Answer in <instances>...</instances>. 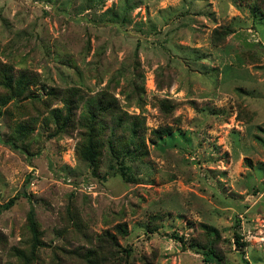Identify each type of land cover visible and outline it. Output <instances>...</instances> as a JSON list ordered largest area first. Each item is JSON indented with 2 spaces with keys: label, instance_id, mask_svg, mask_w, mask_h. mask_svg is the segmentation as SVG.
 I'll list each match as a JSON object with an SVG mask.
<instances>
[{
  "label": "rangeland",
  "instance_id": "obj_1",
  "mask_svg": "<svg viewBox=\"0 0 264 264\" xmlns=\"http://www.w3.org/2000/svg\"><path fill=\"white\" fill-rule=\"evenodd\" d=\"M0 65L47 100L0 107V264L30 247L32 209L37 264H81L69 251L103 231L132 247V264H207L171 236L204 239L203 224L219 232L222 264H264V0H0ZM70 88L108 91L144 118L133 180L109 172L107 152L98 176L78 157L86 102L56 133L50 111L65 115ZM20 123L26 149L10 142ZM161 126L172 133L156 139Z\"/></svg>",
  "mask_w": 264,
  "mask_h": 264
},
{
  "label": "trees",
  "instance_id": "obj_2",
  "mask_svg": "<svg viewBox=\"0 0 264 264\" xmlns=\"http://www.w3.org/2000/svg\"><path fill=\"white\" fill-rule=\"evenodd\" d=\"M32 78L26 73H20L17 76L13 74L10 67L0 65V107L6 106L10 100H20L23 97H29L32 103L41 101V98L35 96L31 89V84H36ZM3 89V90H1ZM55 91V90H53ZM53 93L50 92L49 95ZM63 101L65 103V115L63 116L61 109H51V114L57 119V131L60 133L67 131L70 127L76 128V109L82 103H87V110L81 114L80 123L84 127V133H81V140L78 142L76 152L78 157L87 162L92 169V173L98 176L99 168L102 164V156L107 152L112 160L109 167L111 174H120L125 180L134 179L131 163L138 158H144L146 147L144 146L143 134L146 130L144 118L140 115H130L122 111L116 105V98L108 91L101 92L96 97L84 96L79 89L70 88L66 91ZM53 96V95H52ZM47 100L41 101L46 103ZM23 107V106H22ZM83 121L85 123H83ZM17 134L11 138L10 142L16 148L26 149L21 146L20 141L26 140L30 134L27 126L18 124ZM172 126H161L152 131L156 139L162 138L164 135L172 133ZM16 131V130H15ZM105 141L106 144H105ZM27 151V150H25ZM18 195L11 198L5 207L13 205ZM28 228L31 232V243L28 249L15 248V262L8 264H37L38 248L44 242L41 239L42 232L35 213L30 210L28 214ZM240 226V221L236 222V227ZM117 232L123 237L129 234L126 223H119L115 226ZM204 239L192 237L190 239L183 235L171 234L183 247L197 249L204 256L207 264H222L224 254L218 248L220 238L217 228L203 224ZM158 226L153 224L150 232H154ZM83 235L85 231L82 230ZM87 235V234H85ZM84 235V236H85ZM234 238L238 247L245 246L241 234L235 232ZM98 245L90 247L85 251L73 250L67 255L76 256L80 259L81 264H132L129 258L132 255V247L123 246L119 243L117 235L110 231H103L98 236ZM70 257V258H69ZM51 264H69L67 262L54 261ZM147 264H150L148 262Z\"/></svg>",
  "mask_w": 264,
  "mask_h": 264
}]
</instances>
